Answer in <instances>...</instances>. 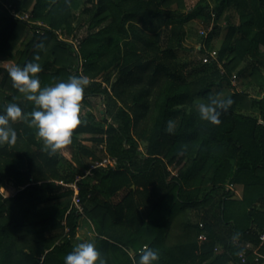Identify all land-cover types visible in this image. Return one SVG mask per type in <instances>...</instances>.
Masks as SVG:
<instances>
[{"label": "trees", "instance_id": "obj_1", "mask_svg": "<svg viewBox=\"0 0 264 264\" xmlns=\"http://www.w3.org/2000/svg\"><path fill=\"white\" fill-rule=\"evenodd\" d=\"M193 19L211 28L204 59L181 63ZM0 60L39 63L42 87L90 80L69 148L50 155L26 120L0 145V264H65L83 215L106 264H135L146 248L158 264H264V0H0ZM7 69L0 112L31 113ZM219 93L233 104L213 125L197 105Z\"/></svg>", "mask_w": 264, "mask_h": 264}, {"label": "clouds", "instance_id": "obj_2", "mask_svg": "<svg viewBox=\"0 0 264 264\" xmlns=\"http://www.w3.org/2000/svg\"><path fill=\"white\" fill-rule=\"evenodd\" d=\"M7 70L13 87L23 94L27 101L33 103L34 109L31 113H24L20 105L9 103L6 109L0 112V145L16 142L17 133L12 127V122L17 120H26L29 126L37 130L36 135L50 155L71 145L74 131L83 123L80 119L81 103L85 89L90 83L89 78L73 75L67 81H58L52 86L42 87L37 75L42 71L39 63L13 65ZM222 95L217 94L210 104L197 105L202 120L213 125L221 123V113L227 112L233 104L231 98H221ZM173 129L174 121L169 120L166 130L172 132ZM159 259L158 250L146 248L135 264H158ZM65 264H106V261L93 242L79 241L65 256Z\"/></svg>", "mask_w": 264, "mask_h": 264}, {"label": "rangeland", "instance_id": "obj_3", "mask_svg": "<svg viewBox=\"0 0 264 264\" xmlns=\"http://www.w3.org/2000/svg\"><path fill=\"white\" fill-rule=\"evenodd\" d=\"M197 0H186V5L189 10L193 9L194 5L196 4ZM212 5V2H210ZM83 24V16L80 18V24ZM184 29L186 30V38L184 41V45L187 49H194L192 52H179L178 55V61L181 63H186L191 60V58L199 60L204 59V56L198 53V51L201 49V46L199 44L200 36L206 37L207 33L210 31H205L198 20L193 19L189 20L188 22L184 23ZM86 28H81L80 33L83 34L85 32ZM33 34V32H30L28 34V38ZM220 38V37H219ZM74 42H76L74 40ZM0 66L9 68L13 66V64L8 60H0ZM245 83L244 78H240V80H233V85L238 86V91H241L242 88H239V86H242ZM101 110V109H100ZM100 110L94 111L97 119H100ZM66 148H69L67 146ZM168 171L172 175H176V168L174 166H170L168 168ZM88 230V231H87ZM94 232L93 227L91 225V222L86 219V217L80 216L78 220V224L75 231V237L71 239V242L76 245L79 241H90L92 242V239L94 240Z\"/></svg>", "mask_w": 264, "mask_h": 264}, {"label": "built area", "instance_id": "obj_4", "mask_svg": "<svg viewBox=\"0 0 264 264\" xmlns=\"http://www.w3.org/2000/svg\"><path fill=\"white\" fill-rule=\"evenodd\" d=\"M11 14L16 19H19L21 21H28V19H29V15L28 14L16 13L14 11ZM211 57L213 59H216V52L215 51L211 52ZM233 79H235V77ZM113 164H114V162H112V161H110L108 159H105V160L102 161V163L96 164L95 167H106V166H112ZM92 168H94V167H92ZM78 180H80V178H78L76 181H78ZM68 186L70 188H72L73 191H74V195H73V198H72L73 206L75 207L77 214L78 215H82L83 214V208H82V204H81L80 198L77 195V185L75 183H72V184H70ZM230 187L233 188L232 186H230ZM199 227L203 228V225L199 224ZM205 240H206L205 234L204 233H200L199 236H198V241H205ZM260 240L264 241V234L260 237ZM246 248H250L249 244L246 245ZM253 254L255 255V261H258V259L261 258V255L258 252V247L253 249ZM239 258H240V262L241 263H245L246 262V258H245V254L244 253L239 254Z\"/></svg>", "mask_w": 264, "mask_h": 264}, {"label": "crops", "instance_id": "obj_5", "mask_svg": "<svg viewBox=\"0 0 264 264\" xmlns=\"http://www.w3.org/2000/svg\"><path fill=\"white\" fill-rule=\"evenodd\" d=\"M241 192L242 189L240 187L235 188L234 193L236 195V197H240L241 196ZM122 196V193L118 194V196L116 197V200L120 199ZM87 219V218H86ZM88 231V230H87ZM94 232V231H93ZM95 237V233L93 234ZM92 242L94 243V240L92 239Z\"/></svg>", "mask_w": 264, "mask_h": 264}]
</instances>
